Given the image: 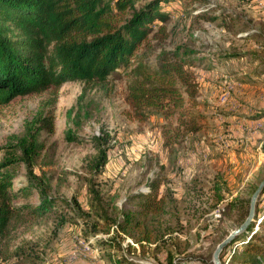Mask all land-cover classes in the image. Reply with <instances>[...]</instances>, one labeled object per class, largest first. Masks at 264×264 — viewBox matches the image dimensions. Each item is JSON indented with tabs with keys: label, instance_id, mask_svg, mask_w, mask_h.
Instances as JSON below:
<instances>
[{
	"label": "rangeland",
	"instance_id": "obj_1",
	"mask_svg": "<svg viewBox=\"0 0 264 264\" xmlns=\"http://www.w3.org/2000/svg\"><path fill=\"white\" fill-rule=\"evenodd\" d=\"M146 1L135 0V6ZM164 8L169 11L167 35L163 39L148 36L152 56L184 43L201 58L191 70L198 84V100L204 103L200 108L206 118L204 137L195 138L194 145L182 142L172 153L161 144L160 118L127 119L123 114L127 77L122 67L102 85L67 81L1 104L0 145L11 134L21 133L24 123L38 113L52 115L53 131H40L43 148L32 171L45 180L44 192L55 196L57 211L67 212L70 218L60 224L54 221L57 212L29 216L9 232L8 248L0 250V264L16 260L9 251L20 243L32 246L37 254L34 260L20 259L22 264H115L113 258L118 256L132 264H167V251L175 264H212L214 246L239 222L240 207L230 198L248 196L264 174V0L176 1ZM202 10L215 20L192 17ZM79 95V102L91 99L97 109L76 123L73 111L68 110L75 108ZM102 129L111 134V145L101 171L91 175L85 165L94 151L89 139ZM67 132L75 133L77 139L66 140ZM3 153L0 150V158ZM12 168L13 190L30 185L28 193L15 201L36 202L37 185L27 181L24 165L16 163ZM153 172L161 179L159 192L167 185L176 198L175 214H165L172 224V231L163 235L165 242L140 247L125 237L118 246L99 244L97 238L108 236L111 228L102 230L98 204L111 214L130 206L133 203L127 195L146 190ZM220 174L225 183L216 182L223 197L215 201L211 178ZM90 186L98 190L100 203L93 205ZM74 199L79 210L74 209ZM256 202L259 211L264 210V187ZM236 243L221 249L220 264H226Z\"/></svg>",
	"mask_w": 264,
	"mask_h": 264
},
{
	"label": "trees",
	"instance_id": "obj_2",
	"mask_svg": "<svg viewBox=\"0 0 264 264\" xmlns=\"http://www.w3.org/2000/svg\"><path fill=\"white\" fill-rule=\"evenodd\" d=\"M176 1L192 2L147 0L136 7L135 0H0V105L16 96L39 93L67 81L102 85L122 67L127 77L124 116L138 122L153 116L160 118L161 144L169 152L175 153L182 142L194 145L195 138L204 137L206 120L200 109L204 103L198 100V84L191 70L200 64L201 58L198 59L196 51L184 43L170 50L160 49L152 56L148 40L149 35L155 39L166 37L165 22L169 11L164 7ZM192 17L205 21L216 18L207 15L206 10ZM262 28L264 32V23ZM81 99L79 95L75 108L72 106L68 110L69 113L73 111L76 123L90 118L97 109V106L92 107L91 99L84 104L79 102ZM41 130L53 131L52 115L38 113L24 123L21 133L11 134L0 145L4 152L0 158V250L8 248L11 229L26 222L31 215L57 212L54 221L60 224L70 218L67 212L57 211L55 196L44 192L45 180L32 171V164L43 148L39 138ZM64 137L77 139L75 133L69 132ZM111 137L103 129L90 136L94 151L85 165L91 175L99 173L106 162ZM194 151L192 154L196 153ZM261 151L264 153V142ZM16 163L24 165L27 181L37 185L36 202L15 201L30 188L26 184L13 190L15 171L12 165ZM221 174L211 178L215 201L223 197L219 192L221 186L216 182L225 183ZM85 179L90 181L91 178ZM160 183L156 173L148 177V188L128 194L127 199L133 204L120 207L115 214L98 204L101 202L98 190L90 186L93 205L98 204L96 209L102 230L109 232L111 228L108 236L97 238L99 244L118 246L125 237L140 247L165 242L163 235L172 231L168 216L176 212V198L167 185L159 192ZM257 183L245 198L231 197L229 200L236 202L241 210L237 225L247 213L249 196ZM74 204V209L79 210L75 199ZM235 242L238 243L227 254L226 264H264V210L259 211L257 202L252 220L226 246ZM126 245L132 247L129 242ZM32 249L23 243L14 245L9 251V255L16 258L12 264H22L19 262L22 258L34 260L37 254ZM221 255L222 252L219 257ZM166 257L167 264H175L170 251ZM113 261L132 264L123 256Z\"/></svg>",
	"mask_w": 264,
	"mask_h": 264
},
{
	"label": "water",
	"instance_id": "obj_3",
	"mask_svg": "<svg viewBox=\"0 0 264 264\" xmlns=\"http://www.w3.org/2000/svg\"><path fill=\"white\" fill-rule=\"evenodd\" d=\"M263 187H264V174L249 196L248 209H247V213L245 217L243 218V220L238 225H236L234 228L230 229L214 246L212 253H211L212 264H220L219 253L221 249L227 243H229L234 238V236L242 232L246 228V226L249 224V222L252 220L254 216L256 200ZM255 227H256V224H255Z\"/></svg>",
	"mask_w": 264,
	"mask_h": 264
},
{
	"label": "crops",
	"instance_id": "obj_4",
	"mask_svg": "<svg viewBox=\"0 0 264 264\" xmlns=\"http://www.w3.org/2000/svg\"><path fill=\"white\" fill-rule=\"evenodd\" d=\"M234 122H235V124H236V123L240 124V121H239V120H236V121L234 120ZM236 125H237V124H236ZM231 126H233V125H231ZM228 144H230V141L228 142Z\"/></svg>",
	"mask_w": 264,
	"mask_h": 264
},
{
	"label": "built area",
	"instance_id": "obj_5",
	"mask_svg": "<svg viewBox=\"0 0 264 264\" xmlns=\"http://www.w3.org/2000/svg\"><path fill=\"white\" fill-rule=\"evenodd\" d=\"M223 99H224V97H223Z\"/></svg>",
	"mask_w": 264,
	"mask_h": 264
}]
</instances>
